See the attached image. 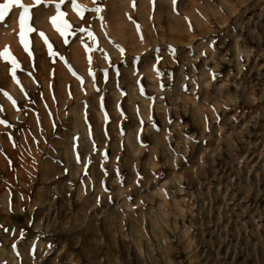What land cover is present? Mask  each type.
I'll use <instances>...</instances> for the list:
<instances>
[{
  "label": "rangeland",
  "instance_id": "374dc122",
  "mask_svg": "<svg viewBox=\"0 0 264 264\" xmlns=\"http://www.w3.org/2000/svg\"><path fill=\"white\" fill-rule=\"evenodd\" d=\"M77 2L0 22V264H264V0Z\"/></svg>",
  "mask_w": 264,
  "mask_h": 264
},
{
  "label": "snow or ice",
  "instance_id": "6c2138e0",
  "mask_svg": "<svg viewBox=\"0 0 264 264\" xmlns=\"http://www.w3.org/2000/svg\"><path fill=\"white\" fill-rule=\"evenodd\" d=\"M72 7L79 13L81 17H83L85 11L87 9L85 8L84 5L80 4L77 2V0H70ZM154 2V0H153ZM65 3V0H34L33 4H25L23 0H3L2 3H0V22H3L5 18L8 16V14L12 11V9L19 8L22 9V11L19 13V39L21 44L24 46V49L26 51L29 50V33L36 32L37 29H35L30 21L32 20V12L31 9L37 5H42V4H55L56 7V13L50 17L51 23L53 26L57 29V31L60 32L62 36H66L70 31H72V25L69 23V21L65 18L67 13L60 10V6ZM173 3H176V0H173ZM132 6L135 7V0H132ZM93 11L97 13H101L103 11L102 7L97 6ZM131 18V17H129ZM100 19L103 20V16H100ZM139 27V26H138ZM76 31H81V32H87L88 36L90 39H95L94 33H92L88 28H79L76 29ZM74 34V33H73ZM39 35L41 37L45 38V41L47 42V38L45 37V34L41 31L39 32ZM141 39H143V35L141 34ZM67 42V41H65ZM87 50L89 52L92 51L90 47L85 45ZM119 50L123 53L124 49L122 46L117 45ZM51 44H49V52L51 55L55 56L57 55L56 52H53ZM174 51V50H173ZM31 55V52H29ZM0 56L4 58L5 61H10L11 62V72L13 77L16 76V70L17 68L20 67L19 62L17 58L11 53L9 47H5L3 51H0ZM91 56H89V61L91 62ZM110 61V58H108ZM157 71V74L160 75L161 73L159 72V69L156 68L154 69ZM106 71V70H105ZM118 71V70H117ZM82 79V78H81ZM19 83V80H17ZM5 95H8L5 93ZM11 99V97H9ZM15 103V101H13ZM0 123L7 124L8 122L6 120H0Z\"/></svg>",
  "mask_w": 264,
  "mask_h": 264
}]
</instances>
